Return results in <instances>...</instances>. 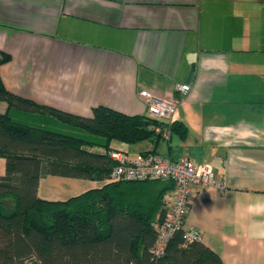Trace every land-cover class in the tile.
Masks as SVG:
<instances>
[{
  "label": "crops",
  "instance_id": "1",
  "mask_svg": "<svg viewBox=\"0 0 264 264\" xmlns=\"http://www.w3.org/2000/svg\"><path fill=\"white\" fill-rule=\"evenodd\" d=\"M0 50L7 90L74 116L100 106L147 115L141 91L169 100L189 84L168 139L113 144L129 158L154 151L209 164L228 187L193 190L183 228L224 264H264V0H0ZM9 114L64 126L47 110ZM53 176L38 195L63 199L39 194ZM62 178L79 180L67 195L102 184ZM163 182L166 207L174 185Z\"/></svg>",
  "mask_w": 264,
  "mask_h": 264
},
{
  "label": "trees",
  "instance_id": "2",
  "mask_svg": "<svg viewBox=\"0 0 264 264\" xmlns=\"http://www.w3.org/2000/svg\"><path fill=\"white\" fill-rule=\"evenodd\" d=\"M9 58L0 50V65ZM0 101L7 104L0 113V264H224L200 241L182 246V229L173 233L162 255H154L168 188L163 180H171L107 181L113 164L108 151L119 150L113 142L160 138L156 119L102 106L92 117L74 116L10 92L1 79ZM13 108L47 110L64 126L14 119ZM176 124L171 122V130ZM46 175L102 184L51 200L37 192Z\"/></svg>",
  "mask_w": 264,
  "mask_h": 264
},
{
  "label": "built area",
  "instance_id": "3",
  "mask_svg": "<svg viewBox=\"0 0 264 264\" xmlns=\"http://www.w3.org/2000/svg\"><path fill=\"white\" fill-rule=\"evenodd\" d=\"M189 90V84H178L176 94L169 100L155 98L150 93L141 91V95L149 102L147 115L158 121L154 130L160 137H170V124L176 104ZM108 155L113 164L107 181L169 179L174 185V194L165 207L162 219L156 224L157 236L153 246L155 256L163 254L169 239L178 229L183 231L182 246L186 247L200 240L199 231L192 227L183 228L192 191L203 188L223 191L228 187L227 181L218 178L209 164L196 162L185 155L174 161L156 152H145L129 158L125 152L112 149L108 151Z\"/></svg>",
  "mask_w": 264,
  "mask_h": 264
},
{
  "label": "rangeland",
  "instance_id": "4",
  "mask_svg": "<svg viewBox=\"0 0 264 264\" xmlns=\"http://www.w3.org/2000/svg\"><path fill=\"white\" fill-rule=\"evenodd\" d=\"M4 174V160L2 157H0V175ZM52 179V180H50ZM49 181H52L51 183ZM72 181H79L77 179H67L62 178L59 176H53V178H49V180L42 181L40 188H39V194L42 196L44 194V188H50V194H59V196H62L63 199L67 198L70 195H67L65 192V188L69 187L70 182ZM83 184L82 186H84ZM49 186V187H48ZM72 186V185H71ZM65 187V188H64ZM85 190V189H83ZM45 196V195H44ZM54 198V197H52Z\"/></svg>",
  "mask_w": 264,
  "mask_h": 264
}]
</instances>
